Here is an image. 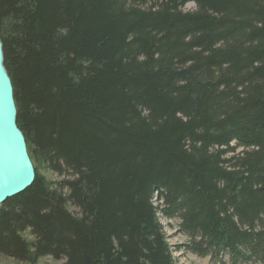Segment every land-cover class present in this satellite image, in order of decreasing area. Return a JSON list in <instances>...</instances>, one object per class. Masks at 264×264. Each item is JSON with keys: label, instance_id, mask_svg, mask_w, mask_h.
Here are the masks:
<instances>
[{"label": "trees", "instance_id": "trees-1", "mask_svg": "<svg viewBox=\"0 0 264 264\" xmlns=\"http://www.w3.org/2000/svg\"><path fill=\"white\" fill-rule=\"evenodd\" d=\"M0 41L35 170L0 257L175 264L156 195L183 250L264 263V0H0Z\"/></svg>", "mask_w": 264, "mask_h": 264}, {"label": "water", "instance_id": "water-1", "mask_svg": "<svg viewBox=\"0 0 264 264\" xmlns=\"http://www.w3.org/2000/svg\"><path fill=\"white\" fill-rule=\"evenodd\" d=\"M16 114L0 41V208L8 199L27 190L35 179L25 138L16 125Z\"/></svg>", "mask_w": 264, "mask_h": 264}, {"label": "rangeland", "instance_id": "rangeland-1", "mask_svg": "<svg viewBox=\"0 0 264 264\" xmlns=\"http://www.w3.org/2000/svg\"><path fill=\"white\" fill-rule=\"evenodd\" d=\"M150 7V4L144 5L142 8L146 9ZM183 12H195L196 7L193 3H188L182 8ZM239 149L237 152H240ZM46 178L51 182L60 181L61 178L53 174H46ZM152 205L157 209L156 216L158 218L159 224L161 225L163 232L165 234L166 242L170 246L171 254L174 259L175 264H237L230 260L231 258L228 255L218 256V257H198L187 250H183V247L188 238L179 232V221H167L165 220L160 213L162 206V201L157 200L156 195H153ZM69 211L76 215L77 210L75 208L68 206ZM0 264H64V260H54L51 257H45L39 259L35 263H20L6 257H0ZM251 264H264L259 261H253Z\"/></svg>", "mask_w": 264, "mask_h": 264}]
</instances>
